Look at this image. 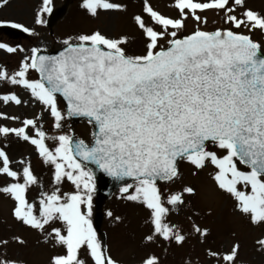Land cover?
<instances>
[{"label":"snow or ice","instance_id":"snow-or-ice-1","mask_svg":"<svg viewBox=\"0 0 264 264\" xmlns=\"http://www.w3.org/2000/svg\"><path fill=\"white\" fill-rule=\"evenodd\" d=\"M8 3L0 0V7ZM79 7L91 18L128 12L124 0H81ZM169 7L173 15L140 0L129 16L139 51L132 50L136 37L99 30L67 36L56 55L0 42V51L20 56L11 71L0 66L6 89L0 105L40 107L32 118L0 111V196L12 202L15 223L58 250L48 264H118L91 219L96 172L119 184L118 199L146 210L145 247L157 241L183 247L190 236L204 244L210 236L193 219L199 213L186 217L187 232L169 220L196 194L191 185L174 187L182 164L192 175L211 166L216 188L251 226L264 228V40L252 38L264 36V14L247 0H171ZM52 12V0H41L34 23L45 24ZM208 12L221 27L205 30ZM0 24L35 34L21 23ZM71 119L91 126L89 142L66 128ZM21 143L32 152L13 158L11 146ZM33 156L47 168V184ZM65 182L74 191H63ZM255 243L264 255V238ZM10 244L27 241L19 234L0 237V249ZM239 249L236 242L227 252L207 248L205 255L210 264H237ZM0 264L24 261L4 251ZM140 264L162 261L148 254Z\"/></svg>","mask_w":264,"mask_h":264},{"label":"rangeland","instance_id":"rangeland-1","mask_svg":"<svg viewBox=\"0 0 264 264\" xmlns=\"http://www.w3.org/2000/svg\"><path fill=\"white\" fill-rule=\"evenodd\" d=\"M128 4V12L120 15L115 13H101L96 18H91L85 14L79 5L81 0H52L53 10L66 6L64 17L55 22L52 27H47L48 14L44 15L45 24L36 25L34 23L35 12L39 8L41 0H9L6 7H0V21H10L21 23L26 27L33 29L34 35H29L20 31L17 36H8L0 32V42L11 46L19 44L24 47L26 52L33 47H38L43 51H54L62 48L61 41L69 35L99 30L108 36H117L119 34H128L130 37H136L132 45L133 51L140 50L139 38L129 20V16L139 11L140 0H124ZM153 7L165 15H173V10L169 7L171 0H150ZM247 6L261 14H264V0H247ZM208 25L205 30H215L221 27L219 17L213 12L207 13ZM7 25V24H0ZM9 26V25H7ZM194 25L189 22V32ZM254 40H264V36L259 33L252 35ZM20 56L7 54L0 51V66H7L11 71L17 65ZM33 77L36 74L33 73ZM6 89L0 86V92ZM17 94L24 97L26 94L17 89ZM0 111L11 115L27 116L32 118L40 112L38 105L29 104L28 106H10L0 105ZM3 123V121H0ZM11 123V122H8ZM47 127V118L45 119ZM66 128H70L76 137L83 139L86 143L91 139V126L86 123L74 124L69 120ZM51 144V142H49ZM32 152L31 146L27 144H13L10 155L13 158H20ZM33 168L37 174L42 177L45 184L49 180L47 168L41 165L35 156H33ZM182 180L177 182L174 187L191 185L196 189V194L192 198H186L189 207H185L178 214L173 213L169 220L178 224L187 232L189 222L186 217L193 213H199V216H193L202 227L210 229L208 240L201 244L195 237H188L183 247L174 244H164L157 241L155 245L145 247L141 244V237L146 231L145 218L146 210L140 206H135L129 202L118 199L119 192L116 191L102 205L101 215L102 224L100 228V239L107 245L112 257L118 261V264H140L142 258L148 254H155L160 257L162 264H210L209 258L205 255V250L211 248L220 252H227L231 245L238 242L240 244L239 260L237 264H264V255L256 251V240L264 238V228L251 226L242 215L234 208L233 200L220 192L211 179L213 169L211 166L200 171L197 175H192L189 167L181 165ZM63 191H74L73 186L65 182ZM38 195V190L28 192V199ZM95 192L93 194V214L92 223L95 215ZM12 202L10 199L0 196V237L8 238L12 234L21 235L26 241V247H17L10 244L0 253L6 251L8 258L24 261V264H48L51 255L58 250L50 245L43 243V238L37 233L25 231L15 223L10 215ZM111 211L113 217H120L116 221L109 217L107 213ZM99 236V235H98ZM39 241V242H38ZM214 264V262H212Z\"/></svg>","mask_w":264,"mask_h":264},{"label":"water","instance_id":"water-1","mask_svg":"<svg viewBox=\"0 0 264 264\" xmlns=\"http://www.w3.org/2000/svg\"><path fill=\"white\" fill-rule=\"evenodd\" d=\"M63 13H64V9L63 8L55 11L54 13H52L51 16H50L49 25H51L55 20L60 18ZM10 32H13V31H10ZM41 54L56 55L58 53H44V52H41ZM72 120L73 121H79L81 119H72ZM95 179H96V186H97V210H99L102 201L106 197H108L112 193V191L114 189L118 188L119 184L116 181H113L110 177L106 176L102 172H96ZM99 224H100V214H97L96 218H95V226H96V228L99 227Z\"/></svg>","mask_w":264,"mask_h":264}]
</instances>
